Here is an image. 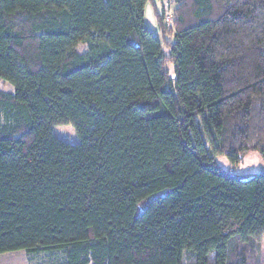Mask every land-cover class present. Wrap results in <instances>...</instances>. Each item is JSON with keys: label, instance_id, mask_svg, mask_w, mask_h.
Listing matches in <instances>:
<instances>
[{"label": "trees", "instance_id": "obj_1", "mask_svg": "<svg viewBox=\"0 0 264 264\" xmlns=\"http://www.w3.org/2000/svg\"><path fill=\"white\" fill-rule=\"evenodd\" d=\"M173 2L0 0V255L249 264L264 173L217 157L264 161V0Z\"/></svg>", "mask_w": 264, "mask_h": 264}, {"label": "rangeland", "instance_id": "obj_2", "mask_svg": "<svg viewBox=\"0 0 264 264\" xmlns=\"http://www.w3.org/2000/svg\"><path fill=\"white\" fill-rule=\"evenodd\" d=\"M155 3L157 5V11L162 13L163 8L160 2L155 0ZM145 21L149 30H151L156 36H159L156 14L154 7L151 4L146 7ZM167 40L173 42L172 37H167ZM86 48L87 46L85 44H81L78 47V51L85 52ZM10 88H13V86L0 79V91L7 92ZM54 135L72 145L79 143L75 130L70 125L56 127L54 129ZM217 163L225 171L232 172L238 177H247L253 174L264 173V161L258 153L249 154L239 164H233L225 156H218ZM247 254L249 264H264V237L255 248L248 250ZM56 256L57 258H60L61 254ZM49 257L53 258L54 256L52 257L49 254L29 255L26 252L20 251L0 255V264H47V262L51 260Z\"/></svg>", "mask_w": 264, "mask_h": 264}, {"label": "built area", "instance_id": "obj_3", "mask_svg": "<svg viewBox=\"0 0 264 264\" xmlns=\"http://www.w3.org/2000/svg\"><path fill=\"white\" fill-rule=\"evenodd\" d=\"M163 7L165 13V22L171 23L174 20V2L173 0H158Z\"/></svg>", "mask_w": 264, "mask_h": 264}, {"label": "crops", "instance_id": "obj_4", "mask_svg": "<svg viewBox=\"0 0 264 264\" xmlns=\"http://www.w3.org/2000/svg\"><path fill=\"white\" fill-rule=\"evenodd\" d=\"M14 91L13 88H10L9 91H7V93H12Z\"/></svg>", "mask_w": 264, "mask_h": 264}]
</instances>
